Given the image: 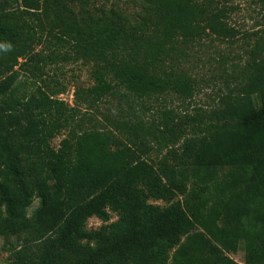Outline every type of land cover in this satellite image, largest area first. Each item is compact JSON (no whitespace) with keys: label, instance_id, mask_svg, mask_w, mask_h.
<instances>
[{"label":"trees","instance_id":"obj_1","mask_svg":"<svg viewBox=\"0 0 264 264\" xmlns=\"http://www.w3.org/2000/svg\"><path fill=\"white\" fill-rule=\"evenodd\" d=\"M227 1L137 0L131 17L89 0H0L2 264H264V42L198 121L136 112L193 96L180 60L237 36ZM79 60L92 83L70 107L47 67ZM92 217L103 224L88 228ZM239 250L243 263L228 255Z\"/></svg>","mask_w":264,"mask_h":264},{"label":"rangeland","instance_id":"obj_2","mask_svg":"<svg viewBox=\"0 0 264 264\" xmlns=\"http://www.w3.org/2000/svg\"><path fill=\"white\" fill-rule=\"evenodd\" d=\"M137 0H89L93 7H104L110 9L115 7L117 10H122L130 13L131 17H136L135 11L139 10ZM228 22L236 28L237 36L230 40H217L214 35L203 39L201 44H195L192 47V53L187 59L180 60L183 69L189 74L195 82L197 90L193 96L184 99L176 95L164 97L159 100H152L151 106L148 108H138L137 113L143 119L150 120L161 116L162 111L169 109L176 114H180L185 119L186 124L198 121L199 114L207 115V113L219 106L218 98L221 93L226 92L229 88L236 85L237 79L234 78L238 72H234L235 68L242 69L244 63L250 57V51L254 48L257 41L264 42V0H228ZM134 14V15H133ZM40 49L38 46L36 48ZM23 61V59H20ZM227 69L225 72L224 70ZM48 75L53 79H57L61 85L65 87L56 97L64 100L70 107L75 106L74 92L78 86H88L92 83L91 63H85L82 60L68 61L53 64L47 67ZM54 88V86H53ZM108 114L111 117H120V108L116 102L112 100ZM125 110L128 108L124 106ZM136 107V106H135ZM84 107H80L76 111V118L86 116ZM106 109L102 104L99 112H94L98 125L103 120L101 114ZM188 116V117H187ZM195 118V119H194ZM157 120V119H156ZM87 123V120H86ZM88 125V123H87ZM66 135V130L57 135L52 140V145L57 148L60 140ZM183 140L179 143L181 144ZM178 143V144H179ZM178 144L175 145L178 148ZM170 146H172L170 144ZM167 149H162L161 152L153 153V158L161 157ZM157 204H162L161 201H156ZM39 205V199L35 198L30 205L28 212L31 215L35 208ZM117 219L116 213H110V221ZM103 224V221L96 217H92L87 221L88 228H97ZM4 238L0 236V264L9 261L11 252L8 245L4 244ZM228 255L239 263L244 262V253L239 250L236 253L229 252Z\"/></svg>","mask_w":264,"mask_h":264},{"label":"water","instance_id":"obj_3","mask_svg":"<svg viewBox=\"0 0 264 264\" xmlns=\"http://www.w3.org/2000/svg\"><path fill=\"white\" fill-rule=\"evenodd\" d=\"M5 263H8V261L6 260Z\"/></svg>","mask_w":264,"mask_h":264}]
</instances>
